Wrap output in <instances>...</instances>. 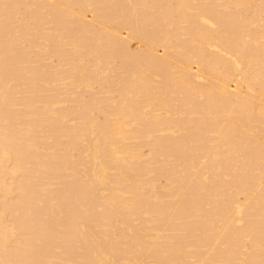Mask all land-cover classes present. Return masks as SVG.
Segmentation results:
<instances>
[{
	"label": "bare ground",
	"instance_id": "6f19581e",
	"mask_svg": "<svg viewBox=\"0 0 264 264\" xmlns=\"http://www.w3.org/2000/svg\"><path fill=\"white\" fill-rule=\"evenodd\" d=\"M0 264H264V0H0Z\"/></svg>",
	"mask_w": 264,
	"mask_h": 264
}]
</instances>
